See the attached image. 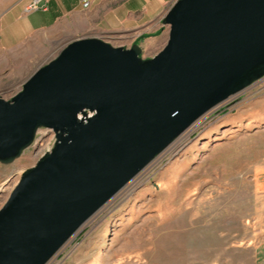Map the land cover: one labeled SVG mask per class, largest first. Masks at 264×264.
Segmentation results:
<instances>
[{
    "label": "water",
    "instance_id": "obj_1",
    "mask_svg": "<svg viewBox=\"0 0 264 264\" xmlns=\"http://www.w3.org/2000/svg\"><path fill=\"white\" fill-rule=\"evenodd\" d=\"M165 47L68 43L10 100L0 164L55 143L0 209V264H47L78 230L204 115L264 80V0H175Z\"/></svg>",
    "mask_w": 264,
    "mask_h": 264
},
{
    "label": "rangeland",
    "instance_id": "obj_2",
    "mask_svg": "<svg viewBox=\"0 0 264 264\" xmlns=\"http://www.w3.org/2000/svg\"><path fill=\"white\" fill-rule=\"evenodd\" d=\"M44 1L0 0V98L5 101L73 41L50 39L28 51L33 41L57 30L60 15L43 14ZM116 1L118 21L126 24L150 19L172 0ZM172 3L158 24L133 42L142 47V59L155 57L165 47L168 27L161 21ZM32 4L36 8L27 11ZM257 84L198 120L47 264H253L247 247L255 243L256 213L264 210V195L258 196L257 188V181H264V80ZM54 143L53 132L40 129L17 160L0 164V209L22 173Z\"/></svg>",
    "mask_w": 264,
    "mask_h": 264
},
{
    "label": "crops",
    "instance_id": "obj_3",
    "mask_svg": "<svg viewBox=\"0 0 264 264\" xmlns=\"http://www.w3.org/2000/svg\"><path fill=\"white\" fill-rule=\"evenodd\" d=\"M105 1L101 5H94L93 0H80L74 4L67 0H45V7L42 10L43 14L52 12V14L58 13L57 15H60L59 17L57 16L54 24L57 26V30L52 34H47L45 40L33 41L32 44H29L31 47L26 44L28 45L27 48H29L28 51H34L36 49L34 45L36 44L39 46L49 42L50 39L56 41L61 37H70L72 40L82 37H94L103 39L115 46L130 48L142 33L158 24L160 15L168 4L174 0L167 3L148 20L138 23L129 21L126 24H121L118 21V12L116 11L118 2L112 0L111 3H107ZM50 35H52L51 38ZM19 50H21L19 47L15 48L14 53L18 54ZM263 89L264 86L260 90ZM257 188L258 196L261 194L263 196L264 190H259L264 189V181L258 180ZM256 216L255 243L248 246L247 249L253 254V264H264V210L257 212ZM242 224L244 225L245 223Z\"/></svg>",
    "mask_w": 264,
    "mask_h": 264
},
{
    "label": "built area",
    "instance_id": "obj_4",
    "mask_svg": "<svg viewBox=\"0 0 264 264\" xmlns=\"http://www.w3.org/2000/svg\"><path fill=\"white\" fill-rule=\"evenodd\" d=\"M35 8H36V5H35V4H32V5H29V6L26 8V10H27V11H30V10L35 9Z\"/></svg>",
    "mask_w": 264,
    "mask_h": 264
},
{
    "label": "flooded vegetation",
    "instance_id": "obj_5",
    "mask_svg": "<svg viewBox=\"0 0 264 264\" xmlns=\"http://www.w3.org/2000/svg\"><path fill=\"white\" fill-rule=\"evenodd\" d=\"M263 81V80H262ZM261 82V81H260ZM259 83V82H258ZM254 85H258L257 83L256 84H254Z\"/></svg>",
    "mask_w": 264,
    "mask_h": 264
}]
</instances>
